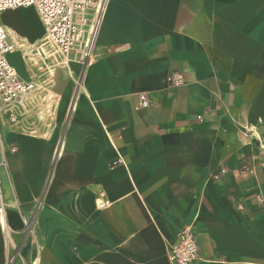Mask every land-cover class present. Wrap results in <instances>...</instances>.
Wrapping results in <instances>:
<instances>
[{"label":"crops","instance_id":"obj_1","mask_svg":"<svg viewBox=\"0 0 264 264\" xmlns=\"http://www.w3.org/2000/svg\"><path fill=\"white\" fill-rule=\"evenodd\" d=\"M53 82L0 115V151L17 148L0 264H171L190 227L196 264H264V0H109L91 63Z\"/></svg>","mask_w":264,"mask_h":264},{"label":"built area","instance_id":"obj_2","mask_svg":"<svg viewBox=\"0 0 264 264\" xmlns=\"http://www.w3.org/2000/svg\"><path fill=\"white\" fill-rule=\"evenodd\" d=\"M108 2L109 0H0V14L32 7L45 29L41 45L30 48L23 44L18 46L0 23V115L15 120L19 110L26 108L28 99L42 89L34 78L29 81L21 78L16 67L9 62L10 55L22 50L26 61L32 62L33 58L44 60V48H48L51 51L50 57L55 60L76 59L83 65H89L95 55ZM34 65L39 67V64ZM168 82L170 89H178L184 86L186 79L181 72L173 71ZM138 99L140 109H148L154 105L146 92L140 93ZM12 151L16 152L17 148ZM2 155L6 157L4 148ZM226 173L227 168L221 167L215 178L220 179ZM107 204L102 203L100 206L105 207ZM237 207L244 209L240 204ZM167 257L171 264H196L201 261L198 238L191 227L179 232L174 243L167 244Z\"/></svg>","mask_w":264,"mask_h":264},{"label":"rangeland","instance_id":"obj_3","mask_svg":"<svg viewBox=\"0 0 264 264\" xmlns=\"http://www.w3.org/2000/svg\"><path fill=\"white\" fill-rule=\"evenodd\" d=\"M0 21L6 22L11 25L12 28L15 29L16 32L19 34L26 35L31 41L37 40L40 38L42 34V26L39 24L36 18L34 8L20 10L16 13H12L9 11L3 12L0 14ZM11 33V30L8 29ZM43 36V34H42ZM42 38V37H41ZM41 38L34 46H29L30 48H36L40 45ZM27 46V45H26ZM22 50H18V52L13 53L10 55V64L15 66L18 72L22 76H33L37 81H40L39 84L42 86V89L36 93H38L39 101L45 102L46 100L49 101L50 98H53L52 88L55 76L57 73L62 71H67L68 66L64 65V58H59L55 60L53 57L46 55L44 60H39L38 66L32 64V62H25L22 58ZM34 63V62H33ZM62 63V64H61ZM64 63V64H63ZM37 64V65H38ZM67 64V63H66ZM69 65V64H68ZM32 70L36 73H32ZM37 70V71H36ZM51 103V101H50ZM13 123V121H12ZM15 125V123H13ZM20 128V126H19ZM44 128H51L48 125H44ZM28 131V130H27ZM6 150V157L4 158L2 155V149L0 151V166L5 167L6 169L9 168L10 165V155L15 154L12 150Z\"/></svg>","mask_w":264,"mask_h":264},{"label":"bare ground","instance_id":"obj_4","mask_svg":"<svg viewBox=\"0 0 264 264\" xmlns=\"http://www.w3.org/2000/svg\"><path fill=\"white\" fill-rule=\"evenodd\" d=\"M44 51H45V55L51 56V54H50L51 51H50L48 48H46V49L44 48ZM39 60H43V59H41V58H33V59H32V62H34V64H38V63H39V62H38ZM64 63H65V64H64ZM64 63H63L64 65H67V66H68L69 61H68L67 58L65 59ZM66 63H67V64H66ZM61 64H62V63H61Z\"/></svg>","mask_w":264,"mask_h":264}]
</instances>
